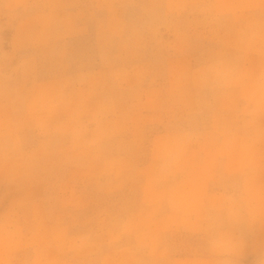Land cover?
<instances>
[{
    "label": "rangeland",
    "instance_id": "1",
    "mask_svg": "<svg viewBox=\"0 0 264 264\" xmlns=\"http://www.w3.org/2000/svg\"><path fill=\"white\" fill-rule=\"evenodd\" d=\"M0 264H264V0H0Z\"/></svg>",
    "mask_w": 264,
    "mask_h": 264
},
{
    "label": "crops",
    "instance_id": "2",
    "mask_svg": "<svg viewBox=\"0 0 264 264\" xmlns=\"http://www.w3.org/2000/svg\"><path fill=\"white\" fill-rule=\"evenodd\" d=\"M0 136L2 137V136H4V134H1ZM0 139H1V138H0Z\"/></svg>",
    "mask_w": 264,
    "mask_h": 264
}]
</instances>
